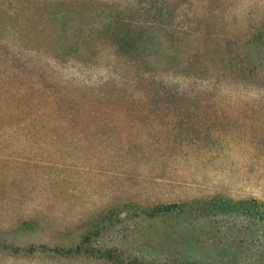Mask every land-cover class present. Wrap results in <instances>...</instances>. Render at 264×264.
<instances>
[{
  "label": "rangeland",
  "instance_id": "rangeland-1",
  "mask_svg": "<svg viewBox=\"0 0 264 264\" xmlns=\"http://www.w3.org/2000/svg\"><path fill=\"white\" fill-rule=\"evenodd\" d=\"M41 1L53 17L70 14L68 37L93 23L84 3L160 12L222 70L161 73L174 109L82 105L98 126L50 128L42 113L55 95L123 101L134 90L111 91L130 85L103 53L87 67L57 64L0 33V101H10L0 109V264H264V0ZM70 1L79 5L55 6Z\"/></svg>",
  "mask_w": 264,
  "mask_h": 264
},
{
  "label": "trees",
  "instance_id": "trees-1",
  "mask_svg": "<svg viewBox=\"0 0 264 264\" xmlns=\"http://www.w3.org/2000/svg\"><path fill=\"white\" fill-rule=\"evenodd\" d=\"M12 3L15 7L0 4V33L3 36L10 32V38L18 39L21 44L43 46L50 51L53 61L57 64H69L70 60L78 57L86 63L80 65L87 67V64L93 63L90 61L94 56L97 58L99 53H103L102 59L109 61L108 69H115L118 72L116 77H124L130 85L128 88H110L111 91L120 90L123 94H128L126 89L134 90L133 94L123 98V101H61L60 97L55 95L54 101H46L42 113L43 124L50 128L95 126L96 124L88 121L91 115L81 113L82 105H85L84 110H94V113L99 108L108 112L120 110L136 114L174 109L167 105V102L174 98V94L162 81L161 73L166 75L173 72L176 75L191 77L207 74L213 77L222 70L220 65L215 63L218 68L215 70L214 67L215 71L205 67L204 52L191 53L188 49L189 45H192L189 39L195 35L187 33L188 27L168 22L160 12H156V15L148 20L151 12L147 9H138L135 6L112 8L99 2L84 3L88 7L87 10L94 13V16L88 18L93 23L88 25L86 33L79 29L68 37V12L63 13L65 18L53 17L48 13L46 3L41 0H15V3ZM74 5L78 6L79 2L55 3V6L66 11L75 8ZM166 16L168 17V14ZM70 21H73L71 17ZM83 48H87L86 53L82 51ZM158 48H163L164 52L160 53ZM159 57L160 62H163L160 68L151 64V60H158ZM65 61L68 62L64 63ZM235 76L239 79L241 73L237 71ZM7 103L10 101H0V109ZM32 116L35 119L38 114Z\"/></svg>",
  "mask_w": 264,
  "mask_h": 264
}]
</instances>
